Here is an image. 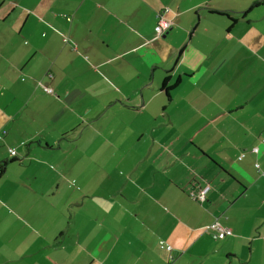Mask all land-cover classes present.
I'll list each match as a JSON object with an SVG mask.
<instances>
[{"label":"crops","instance_id":"obj_1","mask_svg":"<svg viewBox=\"0 0 264 264\" xmlns=\"http://www.w3.org/2000/svg\"><path fill=\"white\" fill-rule=\"evenodd\" d=\"M11 148L0 264H264V0H0Z\"/></svg>","mask_w":264,"mask_h":264},{"label":"rangeland","instance_id":"obj_2","mask_svg":"<svg viewBox=\"0 0 264 264\" xmlns=\"http://www.w3.org/2000/svg\"><path fill=\"white\" fill-rule=\"evenodd\" d=\"M25 160V159H24ZM22 160V162L24 161ZM21 162V163H22ZM18 161L11 162L0 177V216L1 218L7 219V216L4 212H13L14 201L18 198H21L22 194H25L26 190L24 185L30 182V186L34 191H41L44 184V177L41 174H30L25 173L23 166ZM30 174V175H29ZM53 175V173H52ZM41 177V178H39ZM29 196H26L25 199L30 198L32 193L28 192ZM37 194V193H36ZM4 215V217H3Z\"/></svg>","mask_w":264,"mask_h":264},{"label":"built area","instance_id":"obj_3","mask_svg":"<svg viewBox=\"0 0 264 264\" xmlns=\"http://www.w3.org/2000/svg\"><path fill=\"white\" fill-rule=\"evenodd\" d=\"M170 27V23L169 21L165 20L161 15H158V18H157V22L155 23V26H154V29L157 33L158 36L162 35L163 33H165L168 28ZM45 90L52 93V89L50 87H45ZM253 152H256L257 151V148L256 147H253L251 149ZM10 155H14L16 154V149L15 148H11L10 150ZM197 200H203L204 199V193L201 192L200 194H196L194 196ZM206 230H211V231H218L217 233L215 234H212V237H218V238H221L223 237L224 235H230L231 234V231L229 229H226V228H222L220 227L217 223H213V224H208L206 226ZM161 244L163 243L162 241L160 242ZM171 248V246L167 245L166 246V250H169Z\"/></svg>","mask_w":264,"mask_h":264},{"label":"trees","instance_id":"obj_4","mask_svg":"<svg viewBox=\"0 0 264 264\" xmlns=\"http://www.w3.org/2000/svg\"><path fill=\"white\" fill-rule=\"evenodd\" d=\"M165 82H166V79L164 80V82H162V87L164 86ZM176 82H178V80ZM165 89L168 90L169 87L168 88H165ZM3 132H4V130H3ZM13 161L20 162L21 161V158L18 157L16 154H14V155H11V158L8 159V160H4V161L3 160H0V177L4 174L5 169L7 167V163L8 162H13Z\"/></svg>","mask_w":264,"mask_h":264}]
</instances>
